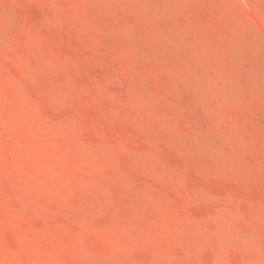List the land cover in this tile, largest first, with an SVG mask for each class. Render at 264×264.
<instances>
[{"label": "rangeland", "instance_id": "374dc122", "mask_svg": "<svg viewBox=\"0 0 264 264\" xmlns=\"http://www.w3.org/2000/svg\"><path fill=\"white\" fill-rule=\"evenodd\" d=\"M0 264H264V0H0Z\"/></svg>", "mask_w": 264, "mask_h": 264}]
</instances>
